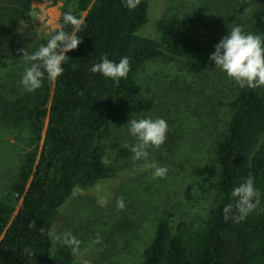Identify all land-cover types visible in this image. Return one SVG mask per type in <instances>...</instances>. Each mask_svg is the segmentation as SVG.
I'll return each mask as SVG.
<instances>
[{"label":"trees","instance_id":"16d2710c","mask_svg":"<svg viewBox=\"0 0 264 264\" xmlns=\"http://www.w3.org/2000/svg\"><path fill=\"white\" fill-rule=\"evenodd\" d=\"M48 1L62 2L59 23L67 11L79 19L85 14L76 33L81 43L66 53L69 59L62 64V75L54 81L45 75L34 92L13 90L24 72L14 55L3 72L6 79L0 80L6 89L12 87L0 99L1 115L27 135L20 141L24 146L20 166L0 199V264H76L71 247H53L52 229L77 189H93L113 178L98 143L105 128L161 115L157 85H143L141 70L169 60L195 75L210 63L208 54L192 45L188 24L177 15L161 17L153 24L155 34L146 32L151 0H139L133 10L123 0ZM241 3L250 7L253 0ZM251 25L253 34L264 35V0L253 12ZM53 34L40 39L34 51ZM9 36L0 21V57L7 52ZM105 56L116 62L129 58L126 79L117 83L89 71ZM152 81L160 83L156 77ZM233 83L231 116L225 136L213 150L219 168L218 204L198 231H190L172 214L160 219L140 264H264V87L241 88ZM248 177L254 181L259 203L244 220L226 221L223 209L234 203L231 191Z\"/></svg>","mask_w":264,"mask_h":264},{"label":"rangeland","instance_id":"374dc122","mask_svg":"<svg viewBox=\"0 0 264 264\" xmlns=\"http://www.w3.org/2000/svg\"><path fill=\"white\" fill-rule=\"evenodd\" d=\"M241 1L151 0L146 32L155 34L153 24L161 17L177 15L187 22L192 45L209 56L235 25L253 34L251 17L263 0H253L250 7ZM15 2L24 6H15ZM62 6V2L52 4L48 0H29L28 4L0 0V21L10 34L7 52L0 57L1 82L6 79L3 72L10 68L12 55L18 66L28 67L21 49L27 54L34 52L39 40L59 24ZM42 12L50 23L38 19ZM140 73L143 85H157V106L162 113L152 118H163L168 124L165 142L148 150V160L167 167V175L154 179L153 169L144 161H133L129 146L136 140L128 133L129 125L106 127L98 143L106 152L113 178L93 189H77L60 209L51 232L55 248L64 245L65 233L80 242L76 264H140L160 219L172 214L190 231H198L220 199L219 168L213 150L225 136L231 116L233 81L212 61L203 73L195 75L169 60L148 64ZM155 77L160 83L152 81ZM13 90L18 94L25 91L21 84ZM11 92L10 85L7 89L0 85V99ZM24 137L26 130L5 121L0 110V199L20 166L24 147L20 141ZM119 199L124 201L123 209L117 207Z\"/></svg>","mask_w":264,"mask_h":264},{"label":"clouds","instance_id":"9594fccd","mask_svg":"<svg viewBox=\"0 0 264 264\" xmlns=\"http://www.w3.org/2000/svg\"><path fill=\"white\" fill-rule=\"evenodd\" d=\"M124 6L129 10L137 7L139 0H123ZM46 13L42 12L38 18L44 23ZM83 21L75 17L71 11L62 15V23L53 28V35L46 44H41L36 51L27 54L21 49L23 56L30 63L24 69L20 84L27 92H34L42 86V81L47 76L49 81L56 80L62 75L64 69L62 64L69 57L66 53L74 50L81 43V38L76 35L81 30ZM70 27V31L65 28ZM208 59L214 62V67L222 72L229 80L235 82L241 88L264 87V35L245 33L241 26L235 25L214 46V51ZM92 73H99L106 79L119 82L126 79L130 71L128 57H122L118 62L110 60L107 56L102 57L100 62L95 63L89 69ZM128 133L135 138L136 143L129 146L133 154V161H144L145 166L153 169L152 176L164 178L167 175V167L159 166L156 162H149V149L159 148L166 139L168 124L163 118H140L128 121ZM258 191L251 177L234 186L231 198L234 203L227 204L224 209V219H232L236 222L242 221L252 212L257 204ZM117 207H125L123 199L117 201ZM63 243L71 246L73 251L78 250L79 241L71 235L64 234Z\"/></svg>","mask_w":264,"mask_h":264}]
</instances>
